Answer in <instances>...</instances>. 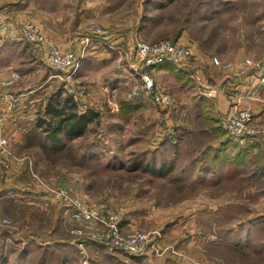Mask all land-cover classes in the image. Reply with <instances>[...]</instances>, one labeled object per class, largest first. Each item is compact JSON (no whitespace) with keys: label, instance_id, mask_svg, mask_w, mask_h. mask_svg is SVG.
Segmentation results:
<instances>
[{"label":"rangeland","instance_id":"rangeland-1","mask_svg":"<svg viewBox=\"0 0 264 264\" xmlns=\"http://www.w3.org/2000/svg\"><path fill=\"white\" fill-rule=\"evenodd\" d=\"M0 8L20 33L15 24L20 19L70 37L83 33L89 24L100 23L120 37L126 48L130 45L134 49L137 39H178L187 43L195 56L220 57L233 63L231 69L240 67L239 72L252 71L243 68L246 56L263 54L264 0H0ZM202 58L194 68L218 87L223 70L207 69ZM248 88L252 90L249 93ZM248 88L239 96L240 104L251 107L257 125L262 127L264 114L258 117L254 109L258 102L264 104V85L257 81ZM228 91L227 111L238 99L230 97L234 94ZM35 92H30L31 98ZM199 94L194 100L198 101ZM53 103L59 106L57 101ZM71 107L64 103L58 108L65 113ZM156 110L150 102L148 113ZM105 113L116 125L101 123L99 133L90 126L80 137L66 138L59 133L60 140L51 145L35 128L25 132L29 145L11 146L20 154L13 152L16 156L30 154L38 159L33 171L44 183H50L51 191L42 187L28 168L21 167L13 174L12 166L0 162V264H150L140 256L150 253L163 256L158 264H207L205 258L220 264H264V218L253 227L250 222L252 217L264 215V145L217 130V116L211 123L209 118L187 122L184 125L189 123L191 130L184 128L179 138L167 134L166 126L161 129L160 121H146L139 133L143 113L124 116L110 108ZM168 119L170 125L175 114ZM129 123L133 124L132 133ZM159 129L164 130L161 133ZM157 131L159 140L153 139ZM241 148L247 150L244 157H239ZM207 151H230L229 161L242 168L241 173L230 180L223 177L222 158L217 160V169L211 170L209 165L214 161ZM256 151L262 153L258 159ZM255 166L257 172L253 171ZM76 176L82 179L81 184L75 183ZM53 190L63 192L65 198L58 199ZM75 199L87 207L95 206V215L77 214ZM197 206L200 215L195 225L201 237L206 230L214 240L200 241L193 249L167 237L163 224L130 230L160 231L153 245L159 248L153 252L148 247L142 254H134L113 242L87 238L102 230L109 215H119L122 220L125 210L142 215L169 207L181 217L187 211L182 209ZM208 206L217 210L205 214ZM119 224L123 233L130 232L123 230L121 221ZM59 239L67 241L65 248L59 247Z\"/></svg>","mask_w":264,"mask_h":264},{"label":"crops","instance_id":"crops-1","mask_svg":"<svg viewBox=\"0 0 264 264\" xmlns=\"http://www.w3.org/2000/svg\"><path fill=\"white\" fill-rule=\"evenodd\" d=\"M21 20L22 19L16 22L13 20V22L20 26L19 22ZM38 27L45 31L57 43L59 49L64 50L70 45V36L68 33H59L49 28L43 29L40 26ZM113 39L119 43L122 41V39L117 36H113ZM121 45L124 53L113 50L106 51V48L100 46L88 48L74 74L67 79H61L53 75V70L45 59L44 46L40 43H32L26 40L22 33L16 31L13 24L8 22L7 31H0V87L5 93L10 94L12 99L6 97L0 102V133L4 134V136L9 139L10 147L12 146L13 148L15 144L17 145L20 143H23L22 145H29L28 141L30 139L25 138V132L35 128L41 130V119L51 116L54 111H56V113L59 112L61 108L58 107L64 105V103L72 104L69 110L64 111L65 113H83L87 110L95 111V115H92V118H90L85 126V132L89 131L87 128L90 126V128L92 127L91 129H97V133H99L101 123H103V125L104 123L116 125L114 119H112V117H107L105 113L106 108H110L119 110L121 115L124 116L143 113L142 116H144V120L137 128L139 133L141 131L143 132L142 128H145L146 121H160L162 126L160 127L161 129L166 126L165 130H167V134L170 133L172 136L180 138L179 132L185 129H187V131L191 130L189 123L187 126L184 125L187 122L192 123L195 119L205 120V118H209L207 122L211 123L213 118L217 116V119H219L221 114L227 112L230 101L229 98L226 97L225 92H229L228 90H230L232 91L231 93L234 94V96L231 95L230 97L234 99L239 98L241 93L245 92V89L257 82V74L253 70V72L251 71L250 73L245 70L239 72L240 67L236 69H225L213 62L214 58L223 61L220 57L213 56L206 57V59L197 54L196 56L193 54L194 61L197 65L201 64L199 59L202 58L203 63L208 65L207 69L214 68L216 71L218 70V72L223 70L222 77L216 82L219 86L213 85L216 88L215 98L207 97L204 94L206 89L200 90L201 88L195 85L193 79L190 78L184 70L176 68L171 63H162L155 67H151L150 70L155 74L157 86L173 94L174 98L172 105H156L147 93H141L133 99H128L126 93L130 84L134 81V69L138 65L135 61L132 63L135 49L130 45H128L127 48L124 44L121 43ZM75 49L80 50V44H77ZM126 49L129 50V53H126ZM243 68L247 69L245 65H243ZM233 70L237 73H232ZM12 72L18 73L19 78L16 79L11 86L3 87L2 82L10 78ZM201 75L203 81L207 85L212 83L209 77H206V74L203 73ZM208 81H210V84ZM70 87L73 88L72 91H69ZM195 88H198V90H195ZM249 90L250 88L247 89L248 93L252 91ZM32 91L36 92L31 98L29 94ZM176 91H180L181 96ZM122 92L123 94L121 97ZM196 93L202 94H199L198 101L194 100L197 96ZM64 100L66 101L63 103ZM55 101L59 103V106L53 103ZM194 101H196V104ZM150 102L159 109L156 110L157 112L148 113ZM261 105L264 106L261 102L255 104L256 108L254 112L258 117H260L261 113L264 114V108ZM51 106H54L55 109H50ZM46 112L48 114H46ZM169 112L170 114H168ZM173 113L176 116V120L173 119V123L171 122L169 125L168 118ZM132 125V123L127 124L130 133H132ZM161 129L159 130L161 131ZM217 130L223 132L219 124L217 125ZM41 133L43 134V138L51 145H55L61 138L59 134H57V140H55L47 136V133L42 130ZM158 135L157 131L154 133L153 139L157 138ZM234 144L236 146L238 145L237 143ZM89 146L92 147V145ZM13 152L16 155H20L16 153L18 151ZM27 152L34 153L35 151ZM207 152L209 153L208 157L214 161V164L209 165L211 170L217 169L219 166L217 165V160L222 158L225 159V162L222 163L225 167L223 177L230 180L234 179L238 173H241L242 168H238L237 164L229 161L231 155L230 151L229 153L227 151ZM239 152V157H244L243 153L247 152V150L246 148H241ZM256 152V158L258 159L261 151ZM21 155L22 156H18V161L12 163L13 174H18V170L21 167H26L27 169L29 162L32 163L35 169V165L37 164L35 162H37L38 159L36 160L35 157L33 159V156L30 154L27 156H24L26 154ZM43 160H45V158ZM243 164L245 165L246 162ZM257 169L258 167L255 166L253 171L257 172ZM81 181L82 179L76 176L75 183L81 184ZM0 191L2 190L0 189ZM32 195L38 198V195ZM199 208L200 207L197 206L182 209V212L185 210L187 211L183 212L181 217H178L177 213L174 214L176 211L175 209L169 207L165 208L163 211H160V209L156 211L151 210L152 212H147V214L142 215H138L137 212L130 214L128 210H125L121 225L124 231H130L137 228L150 229L158 224H163V230L166 232L165 234L167 237L176 238V241L181 242L180 244H183L187 249H193L196 245L198 246L200 241L209 242L214 240L212 235L208 234V232L206 233V230H203L204 235L201 237L200 229L195 225L196 218L200 215V213H198ZM215 210H217L216 207L212 208L208 206L204 208L205 214L209 215ZM261 217L264 218V215H257L255 218H251L250 222L252 223V227L254 222L261 220ZM241 227L242 226H239V228H235V230L238 231ZM37 241H40V239L37 238ZM59 242L60 248L66 247L65 244L67 241L59 239ZM147 255L150 256L147 257ZM147 255L142 254L140 256L147 259L150 264H158L159 259L163 258V256H156L151 253ZM134 257L138 256L135 255ZM205 261L207 264H220L214 259L205 258Z\"/></svg>","mask_w":264,"mask_h":264},{"label":"built area","instance_id":"built-area-1","mask_svg":"<svg viewBox=\"0 0 264 264\" xmlns=\"http://www.w3.org/2000/svg\"><path fill=\"white\" fill-rule=\"evenodd\" d=\"M9 21L5 10L0 8V31H7ZM19 24L21 33L26 40L32 43H40L44 46L45 59L52 68L53 75L61 79H67L74 74L86 51L92 46H100L109 50L123 52L121 43L114 40L110 31L100 23L89 24L83 33L70 37V45L64 50L59 49L57 43L45 31L35 25L32 20L22 19ZM77 44H80V50L75 49ZM134 49L135 53L132 63L135 61L138 66L134 69L135 78L126 93L128 99H133L141 93H147L156 105L170 106L172 104L173 95L169 91L157 86L155 74L150 70L151 67L162 63H171L176 68L184 70L193 79L196 86H203L206 89L204 94L207 97L212 98L216 95V88L213 85H207L201 81L200 71L196 69L198 65L195 63L192 57V50L187 43H183L178 39H161L154 42L137 39L134 43ZM126 53H129L128 49H126ZM191 58L192 63H190ZM213 62L225 69L233 67L231 61L223 62L214 58ZM243 63L247 68L256 72L257 81L264 85V47L261 56H246ZM18 78V73L12 72L11 77L2 82V86H11ZM72 90L73 88L70 87L69 91ZM6 97L12 99L11 95L5 93L0 87V102ZM218 123L220 128L234 139H252L254 142L264 145V126L260 127L257 125L253 110L248 105L240 104L239 98L229 111L219 117ZM9 144L8 139L0 134V162L3 166H12L14 161L19 160V157L14 155ZM27 167L31 171L34 169L30 162ZM32 175L50 193V183H44V179L35 172ZM53 192L58 199L65 198L63 192H56L54 190ZM73 204L77 214H81L82 216H94L97 211L95 206L94 208L87 207L84 202L78 199H75ZM118 218L120 219L119 215H109L108 220L103 221L104 227H102V230L91 234L87 238L96 240V242L99 241V243L113 242V244L115 243V245H119L134 254H142L148 247L150 250L153 248L151 252L158 250L159 247L154 248L153 245L160 237V231L134 230L123 233L120 224L118 225L121 219L118 221Z\"/></svg>","mask_w":264,"mask_h":264},{"label":"trees","instance_id":"trees-1","mask_svg":"<svg viewBox=\"0 0 264 264\" xmlns=\"http://www.w3.org/2000/svg\"><path fill=\"white\" fill-rule=\"evenodd\" d=\"M46 114L48 113L46 112ZM92 115H95V111L93 110H87L83 113L57 112L51 114V116L47 118L43 117V119H41V130L46 132L47 136L55 140H57L56 137L59 133H63V135L68 138L81 136L86 128L87 122L92 118Z\"/></svg>","mask_w":264,"mask_h":264}]
</instances>
